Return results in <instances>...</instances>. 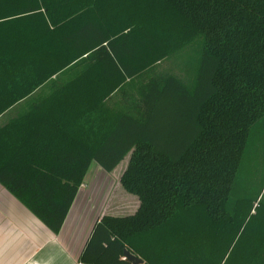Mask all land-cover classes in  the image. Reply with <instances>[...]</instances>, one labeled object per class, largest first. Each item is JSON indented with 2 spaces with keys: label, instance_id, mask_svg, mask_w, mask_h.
<instances>
[{
  "label": "trees",
  "instance_id": "obj_1",
  "mask_svg": "<svg viewBox=\"0 0 264 264\" xmlns=\"http://www.w3.org/2000/svg\"><path fill=\"white\" fill-rule=\"evenodd\" d=\"M191 42L192 86L149 74ZM10 110L0 184L54 232L92 162L129 155L140 205L97 221L80 264H264V0H0Z\"/></svg>",
  "mask_w": 264,
  "mask_h": 264
},
{
  "label": "crops",
  "instance_id": "obj_2",
  "mask_svg": "<svg viewBox=\"0 0 264 264\" xmlns=\"http://www.w3.org/2000/svg\"><path fill=\"white\" fill-rule=\"evenodd\" d=\"M116 168L108 172L92 162L58 232L0 184V264H80L97 221L132 214L140 205L121 183L125 168Z\"/></svg>",
  "mask_w": 264,
  "mask_h": 264
},
{
  "label": "rangeland",
  "instance_id": "obj_3",
  "mask_svg": "<svg viewBox=\"0 0 264 264\" xmlns=\"http://www.w3.org/2000/svg\"><path fill=\"white\" fill-rule=\"evenodd\" d=\"M200 57V47L197 43L191 42L190 44L184 46L182 49L175 52L169 57H164L159 62H156L152 65H155L153 68L148 67V72L157 73V74H173L178 77L182 82L188 86H192L195 80L196 71L198 68V61ZM153 69V70H150ZM153 71V72H152ZM128 80H126V83ZM126 87H131L130 85ZM121 94L118 95L120 97ZM11 113V110L6 113L5 117H2L0 120H6L7 116ZM129 161V155H127L122 162L116 168L117 172H121L123 168L127 165ZM252 164L255 162H251ZM258 170H255L253 180L257 177ZM261 177L263 178V172H260ZM261 179V178H260ZM264 190V188H263ZM261 198L260 196L257 199V202Z\"/></svg>",
  "mask_w": 264,
  "mask_h": 264
},
{
  "label": "water",
  "instance_id": "obj_4",
  "mask_svg": "<svg viewBox=\"0 0 264 264\" xmlns=\"http://www.w3.org/2000/svg\"><path fill=\"white\" fill-rule=\"evenodd\" d=\"M124 255H125L126 258L130 259L133 264H142L144 262L142 258L134 255L133 253H131L127 249H125Z\"/></svg>",
  "mask_w": 264,
  "mask_h": 264
}]
</instances>
